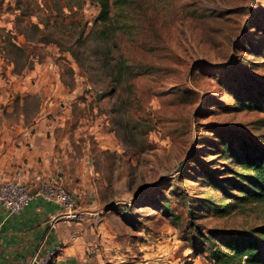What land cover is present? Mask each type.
I'll use <instances>...</instances> for the list:
<instances>
[{
	"label": "rangeland",
	"instance_id": "374dc122",
	"mask_svg": "<svg viewBox=\"0 0 264 264\" xmlns=\"http://www.w3.org/2000/svg\"><path fill=\"white\" fill-rule=\"evenodd\" d=\"M111 2L0 0V137L45 116L87 165L89 264H220L202 236L264 226L207 184L264 147V0Z\"/></svg>",
	"mask_w": 264,
	"mask_h": 264
},
{
	"label": "crops",
	"instance_id": "0c3cea01",
	"mask_svg": "<svg viewBox=\"0 0 264 264\" xmlns=\"http://www.w3.org/2000/svg\"><path fill=\"white\" fill-rule=\"evenodd\" d=\"M55 129L42 116L33 125L15 127L13 132L8 128L0 137V180L24 183L33 196L19 214L10 215L0 207V264H27L33 255L49 251L55 252L51 264L91 261L86 253L95 245V221L103 209L90 199L95 190L86 183L90 181L87 165L71 157L69 142L55 136ZM60 173L79 208L88 211L82 224L58 220L51 227L60 208L36 196L43 182Z\"/></svg>",
	"mask_w": 264,
	"mask_h": 264
},
{
	"label": "trees",
	"instance_id": "16d2710c",
	"mask_svg": "<svg viewBox=\"0 0 264 264\" xmlns=\"http://www.w3.org/2000/svg\"><path fill=\"white\" fill-rule=\"evenodd\" d=\"M99 13L97 19L107 21L109 19V7L111 0H94ZM25 60V58H24ZM22 71L19 68L18 72ZM263 101L250 108H263ZM227 155L236 165H240V170L226 169L223 175L229 176L223 179L216 177L215 171H208L207 184H211L215 191H225L228 199H234L235 202H264V147L239 146L236 150L232 141H225ZM226 154V153H225ZM250 200V201H249ZM215 208V205L214 207ZM208 210H212L209 207ZM203 240L209 241V254L211 260L220 264H264V226L245 231H217L209 232L208 237L202 236ZM197 243L193 242L192 247L196 250Z\"/></svg>",
	"mask_w": 264,
	"mask_h": 264
},
{
	"label": "built area",
	"instance_id": "2783aa9c",
	"mask_svg": "<svg viewBox=\"0 0 264 264\" xmlns=\"http://www.w3.org/2000/svg\"><path fill=\"white\" fill-rule=\"evenodd\" d=\"M36 196L60 208V213L52 221L51 227L55 228L58 220H70L78 224L85 222L88 211L79 208L77 197L67 189L61 173L54 179L43 182ZM32 197L26 184L14 180H0V207L8 214H19L29 204ZM98 217L95 223H100ZM54 254V251L43 255L35 254L27 264H51Z\"/></svg>",
	"mask_w": 264,
	"mask_h": 264
}]
</instances>
